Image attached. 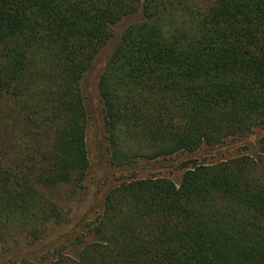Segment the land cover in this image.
Returning <instances> with one entry per match:
<instances>
[{
	"label": "trees",
	"instance_id": "16d2710c",
	"mask_svg": "<svg viewBox=\"0 0 264 264\" xmlns=\"http://www.w3.org/2000/svg\"><path fill=\"white\" fill-rule=\"evenodd\" d=\"M134 14L97 82L111 168L264 126V0H0V241L70 222L90 164L81 81ZM262 149L187 163L178 184L130 172L90 241L47 264H264Z\"/></svg>",
	"mask_w": 264,
	"mask_h": 264
},
{
	"label": "rangeland",
	"instance_id": "374dc122",
	"mask_svg": "<svg viewBox=\"0 0 264 264\" xmlns=\"http://www.w3.org/2000/svg\"><path fill=\"white\" fill-rule=\"evenodd\" d=\"M137 19H140L139 14L130 15L113 26L110 39L98 52L81 81L89 114L86 143L90 164L83 188L70 201V222L60 227L51 225L45 236L34 244H27L20 237L17 238L19 241L17 244L13 243L17 240H9L7 243L0 241V264H47L56 250L77 255L91 239L89 227L100 215L107 191L129 176L130 172L139 178L163 175L178 184L187 163L211 164L238 155L255 156L263 151L264 126H258L246 137L230 138L220 146L203 147L194 153H177L158 162L159 165L155 168L145 162H138L132 171L114 170L109 166L107 143L102 129V102L97 90V82L123 29ZM63 194L70 195L69 189L63 191Z\"/></svg>",
	"mask_w": 264,
	"mask_h": 264
}]
</instances>
